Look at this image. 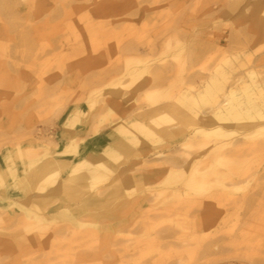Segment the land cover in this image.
<instances>
[{
  "label": "rangeland",
  "instance_id": "obj_1",
  "mask_svg": "<svg viewBox=\"0 0 264 264\" xmlns=\"http://www.w3.org/2000/svg\"><path fill=\"white\" fill-rule=\"evenodd\" d=\"M232 85L264 102V0H0V264H264V109L184 138ZM65 119L112 144L58 151Z\"/></svg>",
  "mask_w": 264,
  "mask_h": 264
},
{
  "label": "bare ground",
  "instance_id": "obj_2",
  "mask_svg": "<svg viewBox=\"0 0 264 264\" xmlns=\"http://www.w3.org/2000/svg\"><path fill=\"white\" fill-rule=\"evenodd\" d=\"M236 83H237V81H236ZM233 85L230 86L229 88H226V89H222L219 87V88H217V90H215L213 92L212 101L209 103L210 104L209 109H208L209 111L202 113L203 116H202V118H200L201 122L208 125L209 128L208 129H205L203 127L195 128V129H193L192 134H188V135L184 136V138L188 137V139H190V138L193 139L196 137H199V138H201V137L209 138L212 136H219L220 137V136H224V134H226L227 132L222 130V128L218 127V125H226V124L227 125H229V124L239 125V123H241L243 120H252L256 117L262 119V109H264V102H262L261 104L258 105V103L255 102V100L249 98L250 97L249 95H246V99H247L246 103L239 100V98L237 97V95L235 93V89H234ZM209 88L210 87L208 85H206L204 90L206 92H208ZM158 95H160L159 92L152 91V92L148 93L147 97H148V99H156V97H158ZM191 97L192 96H190V98ZM191 100L194 101L193 99H191ZM188 101H190V100H188ZM194 103L195 102H192L191 104L194 105ZM211 119H213V120L210 121ZM135 124H137V122ZM248 125H250V124H248ZM138 128L142 129L143 127L138 126ZM224 146H226V145H221V147H224ZM70 169H71V167H70ZM97 169L105 170L107 168L104 167V165L101 162L90 163L87 161H83L77 166V169H75L74 172H72L71 174L69 172V174L66 176L68 178L67 180L69 182H73L77 185L67 186L64 184V179H63L62 181H59L58 185H56V186L60 190L63 189L65 186H66L65 187L66 189L67 188H70V189L76 188L77 190L80 188L92 189L94 187L86 185L85 181L86 180L89 181V179L93 180V179H96L97 177L101 176L102 175L100 173L101 171L98 172ZM31 173H29L27 171V173L25 174L26 178L32 179ZM180 174H182V171ZM47 178L48 177H46L43 180V182L48 181ZM206 178H207V174L205 171H203V173L199 174L197 179H196L194 173L190 172L188 175V180H187L188 189L197 195L206 194L209 191V187H210L208 182H206V180H207ZM113 185H115V184H113ZM56 190H58V189H56ZM81 193H83V192H81ZM73 195H75V192H73ZM76 196H77V194H76ZM85 200H86V202H84L85 204H93L95 202L98 203V201H97L98 198H87ZM111 218H113V217H111Z\"/></svg>",
  "mask_w": 264,
  "mask_h": 264
},
{
  "label": "crops",
  "instance_id": "obj_3",
  "mask_svg": "<svg viewBox=\"0 0 264 264\" xmlns=\"http://www.w3.org/2000/svg\"><path fill=\"white\" fill-rule=\"evenodd\" d=\"M64 116H65L64 112L60 114V116L58 117L57 124H59V122L63 118H65ZM66 120L67 119H65V122H62L60 124L61 130L59 133V139L56 142L57 147H59V149H57L58 151L64 150L66 147L70 145V138H74V139L76 138L82 141L77 145L78 153H80L83 150L82 154L80 153L79 158L80 157L86 158L87 156H97L102 152L104 147L110 146L112 144L113 133L108 132V130H104L101 134L98 135H90L88 134L90 124L86 122V120L84 119L82 120L81 125L76 126V128L74 129L75 130L74 133L72 132L71 134V132H68L67 129H65L64 127ZM74 156L78 157V154L75 153ZM67 157L68 158L66 159H70L72 156H67ZM70 160H72V158Z\"/></svg>",
  "mask_w": 264,
  "mask_h": 264
}]
</instances>
